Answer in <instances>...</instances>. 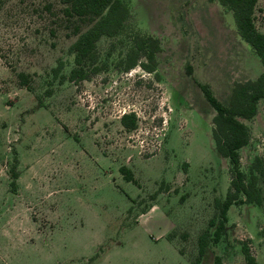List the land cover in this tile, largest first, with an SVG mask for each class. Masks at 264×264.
I'll list each match as a JSON object with an SVG mask.
<instances>
[{"label": "rangeland", "instance_id": "374dc122", "mask_svg": "<svg viewBox=\"0 0 264 264\" xmlns=\"http://www.w3.org/2000/svg\"><path fill=\"white\" fill-rule=\"evenodd\" d=\"M48 1L0 0V264H191L228 185L195 82L223 100L233 82L263 72L257 57L215 1L130 0L135 28L159 40L154 70L108 68L54 82L44 96L71 40L42 8ZM256 8L264 32V0ZM19 71L30 74L31 92L17 84ZM129 112L136 126L125 130L119 117ZM245 124L243 168L264 152L263 101ZM259 187V205L228 208L225 235L200 264L214 255L245 264L241 243L264 264Z\"/></svg>", "mask_w": 264, "mask_h": 264}, {"label": "trees", "instance_id": "16d2710c", "mask_svg": "<svg viewBox=\"0 0 264 264\" xmlns=\"http://www.w3.org/2000/svg\"><path fill=\"white\" fill-rule=\"evenodd\" d=\"M211 1H215L223 12H230L236 35L249 46L263 72L253 79L233 82L223 100L213 94L207 83L195 82L213 112L210 137L215 152L226 160L228 185L224 197L214 202L213 215L196 237V255L190 260L191 264H200L209 247L223 239L230 206L260 204L259 182L264 181V152L255 155L246 168L240 163V151L250 139L245 121L256 114L259 101L264 103V32L255 25L257 0ZM42 8L63 31V36L71 39L65 49L70 60L56 59L47 72L49 78L45 80L44 96L50 95L54 82L76 84L90 80L108 68L117 72H127L134 66L148 73L154 70L155 56L160 51L159 40L135 28L130 0H49ZM102 41H107L103 50ZM67 64L69 69L63 73ZM189 68L187 66L188 73ZM15 77L20 87L32 91L30 74L19 71ZM119 123L125 130H131L136 126V117L133 112L122 113ZM15 177L13 173L12 179ZM178 252L184 255L181 248ZM240 252L245 264H257L247 244L241 243ZM211 264H221V258L214 255Z\"/></svg>", "mask_w": 264, "mask_h": 264}]
</instances>
